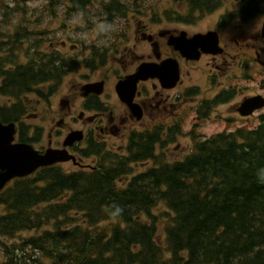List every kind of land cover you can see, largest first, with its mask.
<instances>
[{"label":"trees","instance_id":"trees-1","mask_svg":"<svg viewBox=\"0 0 264 264\" xmlns=\"http://www.w3.org/2000/svg\"><path fill=\"white\" fill-rule=\"evenodd\" d=\"M11 63H0V120L18 123L19 140L32 143L22 97L53 68ZM138 140L132 136L128 155H102L93 169L40 167L2 189L0 234L52 224L17 237L2 264H41L40 257L55 264H264V184L256 176L264 167V123L199 141L180 161L157 155V140ZM143 161L151 164L125 185L132 164ZM161 204L166 210L154 214ZM115 206L122 211L114 217Z\"/></svg>","mask_w":264,"mask_h":264},{"label":"flooded vegetation","instance_id":"flooded-vegetation-1","mask_svg":"<svg viewBox=\"0 0 264 264\" xmlns=\"http://www.w3.org/2000/svg\"><path fill=\"white\" fill-rule=\"evenodd\" d=\"M143 2L0 0V63L12 64L16 53L11 54L20 49L29 50L28 55L20 53L19 57L25 60L14 59L15 63L35 61L53 68L38 86L42 98L51 103V118L41 128L31 126L30 136L35 135L34 146L40 152L66 150L78 162L70 160L58 165L64 167L71 162L74 167L86 168L95 166L101 155H125L133 135L141 145L146 135L157 140V152H163L171 161L181 160L190 150L172 157L168 155L172 146L230 135L239 128L253 127V120L264 123V108L248 115L240 112L246 97L264 96V86L261 91L246 95L239 84L241 70L248 72L255 65L264 67V0H170L173 8L166 13H172V18L157 27L160 22L154 18L137 24L138 15L147 9L151 16L156 15L153 3L145 10ZM78 10H85L93 18L85 20L87 31L95 29L93 21L98 18L114 20L131 12L135 27L129 30L127 45L111 54L120 63V70L107 66L109 46L63 38V31L75 28L68 21ZM59 17L64 18L59 21ZM203 21L204 26L200 25ZM252 23L260 24L253 30ZM132 34L135 41L131 43ZM200 34L204 36L193 43L192 38ZM184 44L190 50L194 44L198 57L183 56L177 45ZM141 45L149 51L142 52ZM166 58L178 64L179 79L173 87L162 86L156 75L139 80L131 99L135 111L118 98V81L134 74L143 62L159 64ZM70 74L80 79L74 77L68 85L65 78ZM217 123L220 130L210 134L201 130ZM74 130L82 131L83 139L67 144V136ZM162 144L165 146L161 148ZM5 252L0 246V264L9 260Z\"/></svg>","mask_w":264,"mask_h":264},{"label":"rangeland","instance_id":"rangeland-1","mask_svg":"<svg viewBox=\"0 0 264 264\" xmlns=\"http://www.w3.org/2000/svg\"><path fill=\"white\" fill-rule=\"evenodd\" d=\"M151 3L154 4V8L156 10L155 12V16H151L150 14V9H147ZM143 5L145 7L146 12L139 14L138 15V22L137 24H144L149 20H152L153 18L155 19V21H159L160 23L155 25V27L159 26H163L164 24L161 23V21H168L169 19L172 18V13H166L168 11H170L173 8V3L170 2V0H144ZM164 10L165 14H164ZM131 14V12H130ZM125 15V16H119L116 19H118L121 23V29L120 31L115 34V36L113 37L112 41L107 45L109 46V49H107V52H109V56H107V66L113 67L115 68L114 70H120V63L116 62L114 60V58L112 57V53H115L116 50L121 51L123 46L127 45L128 39H129V35L130 29H133L135 27V23L131 22V20H133V18L131 17V15ZM31 19L34 20V15H30ZM64 17H59V21L61 19H63ZM114 18V17H113ZM93 20V18H91ZM69 25H75L73 24L72 20L68 21ZM86 27L87 23L85 22ZM130 24L132 26H130ZM260 23H252L253 25V30H256L258 28ZM200 25H205V22H201ZM252 28V27H251ZM80 31V29L75 25V28L69 29L67 31H63V38H67L70 37L72 39L75 40H79L77 38L74 37V33ZM89 34V39L87 42H93L97 40V34L95 29H91L90 31H88ZM131 43L134 42V38H133V34L132 37L130 39ZM131 45V44H129ZM142 47V52L144 51V53H147L149 51V49H147V47L145 45H141ZM28 51L29 50H20L18 52H16V50L14 51V53H12L11 55L14 56V54L16 53V57L14 56L13 58L16 60V62H23L25 60V57L23 56H27L28 55ZM68 51H70L72 53V51L70 49H68ZM97 52L99 50H96ZM104 51V50H103ZM20 53H22V57L20 56ZM106 57V56H105ZM124 62V61H123ZM248 75H250V77H248ZM74 77L77 79H80L78 75H74V74H70L69 76H67L66 82L69 85L70 82L74 81ZM239 84H240V88L241 91L243 92V94L246 95H250L252 93H255L257 91H261V86H264V67L259 66V65H255L254 67L252 66L248 72L241 70L239 73ZM40 90L39 87H37L36 91H32L27 93L26 95H24L22 98L24 100L25 105L27 106V113L24 117V122L28 125H30V128L27 129V133L30 135L31 134V126L34 127H40L51 118V113L49 112V108H50V102H48L45 99L42 98V96L40 95ZM264 93V91H263ZM42 98V99H41ZM44 99V100H43ZM51 100L53 101L54 98H51ZM2 101H4L2 99ZM257 119V118H256ZM259 122L257 120H253V126L257 125ZM221 129V125L219 123L214 124V125H208L203 127L201 130L203 132H206L208 134L216 131V130H220ZM172 146V145H171ZM190 148H192V145L190 144H181L179 147L177 146H172L171 149L172 151H170V153L168 154L169 156H176L178 152H182V151H188L190 150ZM124 151L120 152L123 153ZM89 161V159H88ZM151 162H143V163H138L137 165H134L135 167V172H141L144 171ZM64 168L66 170H73V169H77V167H74L73 164L71 162L65 163L64 164ZM131 175H128L125 179V185L128 183V181L130 180ZM128 178V179H127ZM165 207L164 205H160L159 208L157 210H153L152 212L154 214H159L160 211H165ZM163 225L161 226V224H158V235H157V239L159 241V243L161 245H164V234H163ZM24 234H28V233H24ZM0 260H1V253H0ZM48 263H50V261H48Z\"/></svg>","mask_w":264,"mask_h":264},{"label":"water","instance_id":"water-1","mask_svg":"<svg viewBox=\"0 0 264 264\" xmlns=\"http://www.w3.org/2000/svg\"><path fill=\"white\" fill-rule=\"evenodd\" d=\"M197 37L192 39L193 43ZM177 48L187 58L198 57V54L194 53V44L191 45V50L186 48L185 44L177 45ZM155 75L159 77L163 86L171 87L179 76L177 63L173 59L168 58L160 64H141L138 70L129 78L118 82L116 91L120 99L127 102L132 110L135 111V105L131 103V95L133 94L136 82L139 79H146ZM263 106L264 98L257 95L246 98L240 106V111L246 115ZM136 115L138 116L139 113ZM15 133L16 126L14 122L2 123L0 121V190L10 180L30 175L41 166L75 159L74 156L68 154L65 150L47 149L44 153H40L29 143L14 142ZM82 137L81 131H73L67 136L66 143L80 140Z\"/></svg>","mask_w":264,"mask_h":264},{"label":"clouds","instance_id":"clouds-1","mask_svg":"<svg viewBox=\"0 0 264 264\" xmlns=\"http://www.w3.org/2000/svg\"><path fill=\"white\" fill-rule=\"evenodd\" d=\"M91 19L85 10H78L72 17V22L80 31L75 32L73 35L75 38L87 42L89 34L85 24V20ZM95 24V31L97 34L96 44L98 46H107L121 29V23L118 19H96L93 21ZM257 182L264 184V167L257 169L256 172ZM122 209L119 206H115V210L111 212L112 216L120 215Z\"/></svg>","mask_w":264,"mask_h":264}]
</instances>
